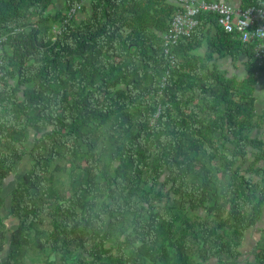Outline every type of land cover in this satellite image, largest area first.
Instances as JSON below:
<instances>
[{"label":"trees","instance_id":"trees-1","mask_svg":"<svg viewBox=\"0 0 264 264\" xmlns=\"http://www.w3.org/2000/svg\"><path fill=\"white\" fill-rule=\"evenodd\" d=\"M176 10L0 0V264H242L264 210V53L212 13L170 43ZM260 231L244 264H264Z\"/></svg>","mask_w":264,"mask_h":264},{"label":"built area","instance_id":"built-area-1","mask_svg":"<svg viewBox=\"0 0 264 264\" xmlns=\"http://www.w3.org/2000/svg\"><path fill=\"white\" fill-rule=\"evenodd\" d=\"M124 1V0H117ZM177 10L170 21V33L165 39L175 43L179 36H190L198 26L196 17L200 13H212L216 16V23L224 32H237L243 42L255 43L256 56L264 53V8L251 6L246 9L235 8L232 5L214 0H176ZM80 9L76 5L69 11L74 15ZM66 22V21H65ZM61 28L54 29L60 33ZM5 38H0V77L3 64L2 48Z\"/></svg>","mask_w":264,"mask_h":264},{"label":"rangeland","instance_id":"rangeland-1","mask_svg":"<svg viewBox=\"0 0 264 264\" xmlns=\"http://www.w3.org/2000/svg\"><path fill=\"white\" fill-rule=\"evenodd\" d=\"M57 6H61V0H56ZM86 15L85 14H78L79 19H83ZM243 73H240L242 75ZM259 88L258 91H256V98H257V111L259 114L264 112V73H261L259 75ZM261 131L254 132L253 135H260ZM30 162L27 156H25L22 161L16 166L15 170L11 174V176L5 180L4 185V195H7L9 191L13 188L15 181L19 180L21 176L30 168L29 166ZM8 200V199H7ZM8 202V201H7ZM9 223L13 224V220H9ZM264 229V210L262 217L260 221L252 228L248 230V234L250 233L251 236L247 239V242L245 243L243 240V244L240 248V251L242 250V256L248 259H243V257L239 258V261L244 264V261L250 262L253 258L254 253V246L259 241L260 238V230ZM247 234V235H248ZM251 238V239H250ZM252 241V242H251ZM33 264H39L37 262H32ZM31 261L26 260L25 264H32ZM210 264H216L215 261H211Z\"/></svg>","mask_w":264,"mask_h":264},{"label":"crops","instance_id":"crops-1","mask_svg":"<svg viewBox=\"0 0 264 264\" xmlns=\"http://www.w3.org/2000/svg\"><path fill=\"white\" fill-rule=\"evenodd\" d=\"M214 1H220V2H225V3H228V4H230V5H232L233 7H235V8H238V7H240V0H214ZM168 2L169 3H171V4H173V5H175V6H177L176 5V0H168ZM218 64H219V67L222 69V70H226V71H228V73H233L234 72V68L232 67V65H231V62H230V60L229 59H225V60H220L219 62H218ZM239 66V65H238ZM237 66V67H238ZM241 68V66L239 67V69ZM242 69V68H241ZM241 70H238V72H240ZM249 236H251L250 235V233L245 237V239H244V242L246 243L247 242V239L249 238ZM251 239V238H250ZM252 242V241H251ZM241 253H242V250H241ZM241 257H243V256H241ZM243 259H248V257L247 258H245V257H243ZM249 260V259H248ZM244 262H247L246 260L244 261Z\"/></svg>","mask_w":264,"mask_h":264}]
</instances>
